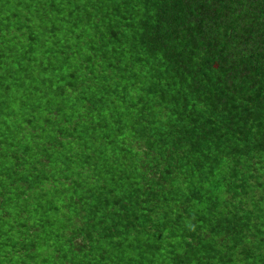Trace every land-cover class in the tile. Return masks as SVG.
Returning <instances> with one entry per match:
<instances>
[{
  "label": "trees",
  "instance_id": "1",
  "mask_svg": "<svg viewBox=\"0 0 264 264\" xmlns=\"http://www.w3.org/2000/svg\"><path fill=\"white\" fill-rule=\"evenodd\" d=\"M0 264H264V0H0Z\"/></svg>",
  "mask_w": 264,
  "mask_h": 264
}]
</instances>
